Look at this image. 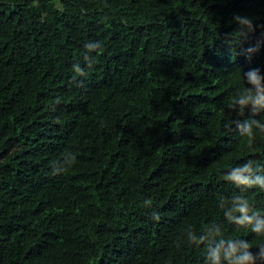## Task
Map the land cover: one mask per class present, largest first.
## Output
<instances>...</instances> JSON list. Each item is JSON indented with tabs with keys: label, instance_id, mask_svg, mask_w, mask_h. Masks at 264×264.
Instances as JSON below:
<instances>
[{
	"label": "trees",
	"instance_id": "obj_1",
	"mask_svg": "<svg viewBox=\"0 0 264 264\" xmlns=\"http://www.w3.org/2000/svg\"><path fill=\"white\" fill-rule=\"evenodd\" d=\"M234 13L264 25V0H0V264H204L186 232L216 223L264 243L218 206L264 165V134L223 128L251 115L227 108L239 70L264 71Z\"/></svg>",
	"mask_w": 264,
	"mask_h": 264
},
{
	"label": "clouds",
	"instance_id": "obj_2",
	"mask_svg": "<svg viewBox=\"0 0 264 264\" xmlns=\"http://www.w3.org/2000/svg\"><path fill=\"white\" fill-rule=\"evenodd\" d=\"M232 21L238 26L239 38L252 33L257 27L264 25L254 23V19L248 15L234 13ZM101 47L99 41H89L84 48L90 54ZM261 42L245 49L246 55L251 57L259 51ZM73 71L85 75L84 68L79 63L72 65ZM243 78V85L231 96L227 108L232 110L237 117H244L246 112L251 115L245 119H231L227 117L223 121L226 132L246 137L247 143L253 145L258 134H264V71L259 67L250 68L247 71L239 70ZM235 125V129H233ZM65 165L75 161V156L66 154ZM65 156V157H66ZM65 168L56 167L54 172H62ZM223 179L241 192L230 197L221 196L218 206L223 210V218L228 223L239 228L246 229L257 238H264V211L258 209L254 202L250 201L244 190L257 188L264 191V165L258 164L253 159L232 166ZM154 219L159 220V213H153ZM187 241L194 247L203 246L204 264H264V243L254 245L247 239L232 237L225 233L224 226L220 223L205 226L199 232L191 227L186 232ZM256 249L254 252L253 249Z\"/></svg>",
	"mask_w": 264,
	"mask_h": 264
}]
</instances>
